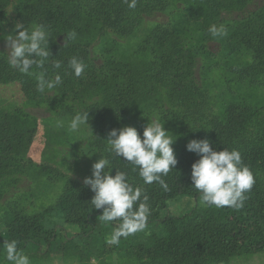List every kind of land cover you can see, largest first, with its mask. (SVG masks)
Instances as JSON below:
<instances>
[{
  "label": "rangeland",
  "instance_id": "rangeland-1",
  "mask_svg": "<svg viewBox=\"0 0 264 264\" xmlns=\"http://www.w3.org/2000/svg\"><path fill=\"white\" fill-rule=\"evenodd\" d=\"M23 1L0 0V12L6 16V22H0V57L6 60V40L18 34L14 30ZM167 1L165 10L143 15L124 34L101 32L97 20L83 18L73 26L77 36L70 42L44 25L49 49L65 47L73 55L75 47L86 65L79 78L67 67L63 73L45 67L49 77L58 73L62 78L51 93L36 91L42 69L35 66L31 75L15 69V76L6 70L0 74V79H12L0 82V264H9L2 245L14 212L29 217L47 212L44 228L57 235L53 247L41 244L38 253L35 244H29L21 251L31 264L163 263L148 259L146 252L157 226L110 245L113 230L102 235L97 226L90 238L78 240L79 229L52 210L67 181L84 183L91 177L92 165L103 156L97 142L108 149V134L115 126L134 127L142 136L149 120L158 116L176 139L172 145L176 157L190 140L203 139L200 133L211 118L223 120L226 109L236 105L244 115L241 149H264V53L257 59L252 48L264 25V0ZM43 22L34 20L29 31ZM212 25L223 26L226 35L213 38L208 31ZM5 65L9 67L7 61ZM119 88L125 95L113 102L111 95ZM84 111L89 114L88 126L69 131L72 118ZM58 120L63 127H56ZM258 177L264 187V170ZM194 208L205 206L177 197L168 201L161 218L185 216ZM188 264H264V251L205 256Z\"/></svg>",
  "mask_w": 264,
  "mask_h": 264
},
{
  "label": "trees",
  "instance_id": "trees-1",
  "mask_svg": "<svg viewBox=\"0 0 264 264\" xmlns=\"http://www.w3.org/2000/svg\"><path fill=\"white\" fill-rule=\"evenodd\" d=\"M167 6V0H137L135 9H130L125 0H24L20 4V7H23L20 9L21 15H17L16 20L27 29L34 20L44 21L43 26L50 29L56 37L66 38V33L72 32L73 26L83 18L97 20L101 32L114 31L124 34L143 15L165 10ZM27 10L30 12L25 15ZM0 22H6L3 12H0ZM257 37L259 38L257 44L252 48L257 54L256 58L260 59L261 54L264 53V25ZM71 49L75 51L72 52L73 55H70L68 48L65 47L52 46L49 49L51 56L62 62L61 73L72 57L85 61L84 57L77 54L75 47ZM53 58L50 57V61ZM6 61L4 57H0V74L6 70L8 75L15 76V70L11 67L7 68ZM47 66H51V62L49 65L45 64V67ZM69 78L70 76L67 80ZM8 80L0 79V82H10L12 79ZM20 82H24V79ZM114 91L113 93L116 94L111 95L113 102L119 103L125 95L124 90L119 88L118 91L117 89ZM108 95L111 102L110 94ZM98 108L99 106L96 111L103 118L102 111ZM224 114L223 120L211 118L207 130H202L200 134L203 139L210 141L213 150L217 152L224 149L238 150L243 164L252 171L255 183L251 191L246 193L247 199L241 209L229 207L217 209L205 206L202 210L194 208L185 216L169 215L161 218L162 211L167 209L168 201L174 198L187 197L195 201L199 200V193L192 188L190 176L193 163L200 157L187 150L180 152L176 156L177 165L167 177H164L170 189L165 192L155 182L145 185L130 164H125L122 158L121 161L119 158H112L107 149L101 146L99 141L97 142L101 154L111 160L109 165L113 168L111 174L114 176L117 170L126 172L129 183L141 186L149 197L151 214L146 227L157 226L159 230L150 234V246L146 250L148 259L162 260V264H188L205 256L216 259L230 256L237 251L245 253L264 251V187L258 177V174L264 170V149L255 147L247 151L241 149V144L245 142L241 133L245 127L244 115L240 107L230 105ZM113 129H116V126ZM93 195L90 186L69 180L65 183L64 190L52 209L65 224L79 229V234L76 235L78 240L90 238V235L97 230V226L98 233L102 235L118 226L116 222L105 224L98 219L102 210H96L91 205ZM47 215L48 213L44 212L29 217L14 212L7 222L8 232L5 240H16L19 251L27 249L29 244H35L38 253L43 246L41 244H45L48 248L53 247L57 235L54 231L44 228L43 219ZM138 249L145 250L141 246Z\"/></svg>",
  "mask_w": 264,
  "mask_h": 264
},
{
  "label": "clouds",
  "instance_id": "clouds-1",
  "mask_svg": "<svg viewBox=\"0 0 264 264\" xmlns=\"http://www.w3.org/2000/svg\"><path fill=\"white\" fill-rule=\"evenodd\" d=\"M125 3L130 9L137 6V0H125ZM14 31L18 34L9 35L6 40L9 67L28 75L32 74L30 70L33 66L42 69L36 76V91L51 93L62 83V78L58 73L49 77L48 69L45 68L50 57L53 58L48 48V31L39 24L29 31L21 23L16 24ZM208 31L213 38L226 35L223 26L218 28L212 25ZM76 36L75 31L66 33L70 42ZM61 67V61L51 59L52 69L58 70ZM67 68L79 78L85 71V64L82 60L72 57ZM88 120V111L77 113L68 124L69 131L78 132L82 125L88 126ZM63 126L62 121L56 122L57 128ZM175 140L165 131L164 124L156 116L144 127L142 136L134 127H123L111 130L106 142L107 151L112 158H119L120 161L122 158L125 164H130L145 185L155 182L167 192L170 189L164 177H167L178 163L172 147ZM186 150L200 157L193 163L190 176L192 188L199 193L200 204L217 209L243 208L247 199L246 193L251 191L255 180L250 168L243 164L241 153L235 149L217 152L207 139L190 140L186 144ZM110 163L109 158L102 156L92 165V175L84 179V184L90 186L94 193L90 202L93 208L102 210L98 219L105 224L117 223L118 226L114 228L107 243L118 245L121 238L127 239L146 228L151 209L149 197L143 188L129 183L128 174L124 171L117 170L113 176ZM105 168L108 171H104ZM2 249L9 264H31L29 257L18 250L16 240H5Z\"/></svg>",
  "mask_w": 264,
  "mask_h": 264
}]
</instances>
